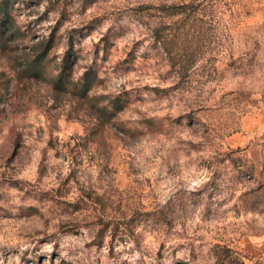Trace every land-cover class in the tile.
<instances>
[{"label":"rangeland","instance_id":"obj_1","mask_svg":"<svg viewBox=\"0 0 264 264\" xmlns=\"http://www.w3.org/2000/svg\"><path fill=\"white\" fill-rule=\"evenodd\" d=\"M0 264H264V0H0Z\"/></svg>","mask_w":264,"mask_h":264},{"label":"trees","instance_id":"obj_2","mask_svg":"<svg viewBox=\"0 0 264 264\" xmlns=\"http://www.w3.org/2000/svg\"><path fill=\"white\" fill-rule=\"evenodd\" d=\"M172 10L174 11H183L186 9H192L194 8V5L192 3H183L180 5H175V6H171ZM70 67V63L68 59H65L61 62L60 64V70L58 72V80L57 83H61L62 82V75L64 74V70H66V68Z\"/></svg>","mask_w":264,"mask_h":264}]
</instances>
